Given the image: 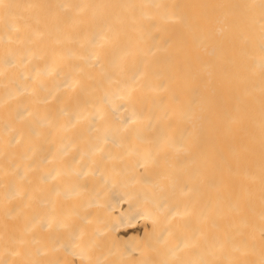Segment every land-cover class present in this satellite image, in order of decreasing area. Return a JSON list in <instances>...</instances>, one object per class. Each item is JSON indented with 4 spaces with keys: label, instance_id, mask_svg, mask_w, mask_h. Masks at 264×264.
<instances>
[{
    "label": "bare ground",
    "instance_id": "bare-ground-1",
    "mask_svg": "<svg viewBox=\"0 0 264 264\" xmlns=\"http://www.w3.org/2000/svg\"><path fill=\"white\" fill-rule=\"evenodd\" d=\"M0 264H264V0H0Z\"/></svg>",
    "mask_w": 264,
    "mask_h": 264
}]
</instances>
